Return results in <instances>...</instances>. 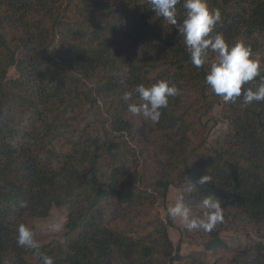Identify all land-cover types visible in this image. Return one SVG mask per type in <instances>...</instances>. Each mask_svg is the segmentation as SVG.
<instances>
[{
	"label": "trees",
	"instance_id": "trees-1",
	"mask_svg": "<svg viewBox=\"0 0 264 264\" xmlns=\"http://www.w3.org/2000/svg\"><path fill=\"white\" fill-rule=\"evenodd\" d=\"M58 1L0 0V264H40L37 251L51 256L54 264H114V259L154 264L155 254L164 258L159 264L183 259L180 239L174 245L169 237L176 225L166 205L165 221L156 215L130 220L128 229L115 222L119 208L131 206L138 216L156 198L151 199L148 185H140L135 150L105 129L110 125L120 136L131 133L124 113L136 97L126 103L123 93L159 80L175 84L181 94L170 98L155 123L167 139L163 151L168 168L155 184L178 188L185 203L197 208L194 218L207 211L205 198L218 199L223 221L205 232L203 249L233 251L232 264H264V102L225 103L214 94L205 82L214 61L193 66L184 36L156 16L150 0H65L56 5ZM182 3L177 5L178 21L184 16ZM208 6L221 12L215 32L229 45L250 47L256 59L264 37V0H208ZM70 9L72 19L66 14ZM118 38L129 39L139 50L124 76L112 50ZM77 99L96 114L102 107L105 116H96L92 123L98 129L75 139L53 167L49 136L57 124H65V112ZM196 104L203 110L193 117ZM18 106L21 114L15 115ZM218 124L217 134L210 137ZM204 175L211 183L200 186ZM189 183L197 187L191 193L184 191ZM21 201L27 207H19ZM53 206L66 208L62 240L37 249L19 247L18 226L46 217ZM249 226L251 231L236 246L222 238L226 229L236 233ZM182 264L216 261L193 257Z\"/></svg>",
	"mask_w": 264,
	"mask_h": 264
},
{
	"label": "clouds",
	"instance_id": "clouds-1",
	"mask_svg": "<svg viewBox=\"0 0 264 264\" xmlns=\"http://www.w3.org/2000/svg\"><path fill=\"white\" fill-rule=\"evenodd\" d=\"M156 16L162 17L168 24L175 26L179 34L184 36L185 44L190 52L193 66L200 68L209 61V52L215 53V61L211 63L205 82L214 94L225 103H235L242 99L244 105L254 102H264V75L261 72L260 61L252 58V50L243 43L229 45L221 33L215 32L218 23H222L221 12L210 10L208 0H183L184 16L178 21L177 5L181 0H150ZM259 78V79H257ZM252 83L253 87H247ZM181 94L175 84L167 80H159L146 87L143 84L135 86L131 91L123 93L122 99L127 103L134 97L138 102L128 103V111L134 116H141L147 121L159 123L162 109H167L170 98ZM212 178L204 175L198 184L211 183ZM197 187L189 183L184 190L193 192ZM19 207H27V201H21ZM203 207L207 211L200 218H191L190 208L185 204L182 193L175 204L167 209L169 218H180L188 230L212 232L218 223L223 221V207L221 202L210 196L203 200ZM58 224L51 225L49 231H59ZM16 243L19 247L37 249V242L33 231L24 224L17 228ZM40 264H54L51 256L36 252Z\"/></svg>",
	"mask_w": 264,
	"mask_h": 264
},
{
	"label": "rangeland",
	"instance_id": "rangeland-1",
	"mask_svg": "<svg viewBox=\"0 0 264 264\" xmlns=\"http://www.w3.org/2000/svg\"><path fill=\"white\" fill-rule=\"evenodd\" d=\"M65 0H59L56 5L64 4ZM66 14H69L70 19H72V10H66ZM67 20V19H65ZM168 23V22H167ZM167 25V24H166ZM260 47L254 52L256 60L260 61V64L264 67V37L260 40ZM113 52L118 53V68L121 71V75L124 76V72L127 70L128 63L131 61V58L139 53L137 47L131 44L129 39L118 38L117 41L112 46ZM210 61H215V53L209 52ZM8 73L11 75L14 73V69L10 68ZM81 85V84H80ZM83 88L87 89V86ZM133 102H138L135 98ZM198 104V103H197ZM194 105L191 109V115L193 117H198L200 112L203 110L200 105ZM218 108L212 110L213 114H216ZM100 113L96 114L93 108H90L88 103L84 102L81 99H77L72 107H70L66 112L63 119L65 124H57L51 131L49 136L50 145L52 149H48V152L53 155L52 166L57 167L60 165L63 156L65 153L69 152L72 146V143L75 139H78L80 136H87L94 133L98 129V125H94L92 121L96 116L104 118V110L102 107L99 109ZM18 113L21 114L20 106L15 108V115ZM124 116L131 122L133 126V131L131 133H124V136L120 132L113 130L112 126L107 125L105 131L111 138L115 140L125 141L129 144L136 152L137 162H138V171L140 176V185L144 187L148 185V190L152 192L151 199H155V203L152 205V208L146 213L139 214L138 216L134 215L131 206H123L119 208L118 217L115 220L117 225L125 226L127 222L134 221L138 222L144 219H147L149 216H159L164 220V206L167 208L173 206L179 197V189L174 186H168L167 189H163V186L156 185V181L161 177V170H167L166 159L167 156L163 151V144L165 143L166 136L162 131H159L155 127V123L145 120L141 116H134L128 110L124 113ZM92 123V124H89ZM216 125L211 129L210 137L217 134L218 130ZM200 139V138H199ZM198 139V140H199ZM170 144V143H169ZM120 151L121 145L117 147ZM103 171L106 170L103 168ZM144 185V186H143ZM165 192V195L163 196ZM163 198V201L160 199ZM190 208L191 218H194L197 213V208L191 204L185 203ZM66 222V208L62 206H53L46 217H33L27 219L25 225L30 228L34 235L37 245H42L46 243L55 244L62 240L61 232L63 231L64 224ZM176 227L174 230L169 231V237L172 240V243L176 245L178 239H180V253L184 255L181 261H174L173 264H182L183 261H188L193 257H196L199 261L205 263H213L216 261V264H232L230 260L233 255V251H227L226 249H221L220 251H207L203 249V242L206 240L207 234L204 231L196 230H182L185 224L180 218L173 220ZM58 224L60 226L59 231H49L51 225ZM131 223L127 224V229L130 227ZM221 235L222 238L226 241L227 245L230 247L238 244L243 236L246 235V230L251 231V227L240 228V231L233 233L232 229H226ZM233 231V232H232ZM239 233V234H238ZM254 238L258 239L259 234L254 235ZM119 259H114V264H119ZM164 258L160 254H155L153 256V263L159 264L163 263ZM7 264V263H6ZM164 264H170L165 262Z\"/></svg>",
	"mask_w": 264,
	"mask_h": 264
}]
</instances>
